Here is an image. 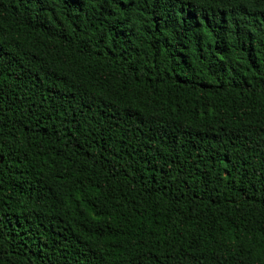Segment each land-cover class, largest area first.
<instances>
[{"label":"trees","instance_id":"1","mask_svg":"<svg viewBox=\"0 0 264 264\" xmlns=\"http://www.w3.org/2000/svg\"><path fill=\"white\" fill-rule=\"evenodd\" d=\"M0 264H264V0H0Z\"/></svg>","mask_w":264,"mask_h":264}]
</instances>
